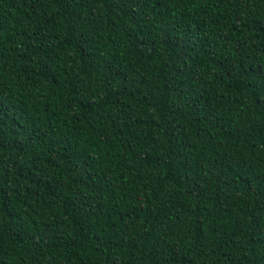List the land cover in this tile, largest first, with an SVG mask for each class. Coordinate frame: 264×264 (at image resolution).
<instances>
[{
    "label": "trees",
    "instance_id": "trees-1",
    "mask_svg": "<svg viewBox=\"0 0 264 264\" xmlns=\"http://www.w3.org/2000/svg\"><path fill=\"white\" fill-rule=\"evenodd\" d=\"M0 264H264V0H0Z\"/></svg>",
    "mask_w": 264,
    "mask_h": 264
}]
</instances>
